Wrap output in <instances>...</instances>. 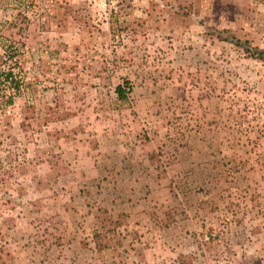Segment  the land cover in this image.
I'll use <instances>...</instances> for the list:
<instances>
[{
  "label": "rangeland",
  "instance_id": "rangeland-1",
  "mask_svg": "<svg viewBox=\"0 0 264 264\" xmlns=\"http://www.w3.org/2000/svg\"><path fill=\"white\" fill-rule=\"evenodd\" d=\"M261 51L264 0H0V264H264Z\"/></svg>",
  "mask_w": 264,
  "mask_h": 264
},
{
  "label": "trees",
  "instance_id": "trees-1",
  "mask_svg": "<svg viewBox=\"0 0 264 264\" xmlns=\"http://www.w3.org/2000/svg\"><path fill=\"white\" fill-rule=\"evenodd\" d=\"M218 37H221L220 34ZM8 51V50H5ZM15 53V52H14ZM264 55V51L260 52ZM255 55V54H254ZM11 56H9L10 58ZM262 57V56H261ZM0 80H2V86H0V96L6 95V102L12 103L16 95H19L22 90V80L13 71V67L0 68ZM115 91L120 99L125 98L124 88L121 85L115 87ZM93 242L95 248L100 251L109 246V241L106 239V232H94ZM4 250V246L0 245V251Z\"/></svg>",
  "mask_w": 264,
  "mask_h": 264
},
{
  "label": "crops",
  "instance_id": "crops-1",
  "mask_svg": "<svg viewBox=\"0 0 264 264\" xmlns=\"http://www.w3.org/2000/svg\"><path fill=\"white\" fill-rule=\"evenodd\" d=\"M95 173H97V171Z\"/></svg>",
  "mask_w": 264,
  "mask_h": 264
}]
</instances>
